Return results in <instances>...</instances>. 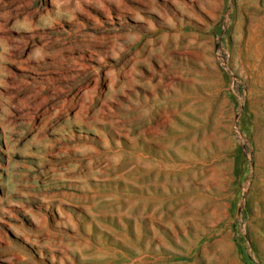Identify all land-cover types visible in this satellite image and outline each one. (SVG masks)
<instances>
[{
	"label": "rangeland",
	"instance_id": "1",
	"mask_svg": "<svg viewBox=\"0 0 264 264\" xmlns=\"http://www.w3.org/2000/svg\"><path fill=\"white\" fill-rule=\"evenodd\" d=\"M0 264H264V0H0Z\"/></svg>",
	"mask_w": 264,
	"mask_h": 264
}]
</instances>
